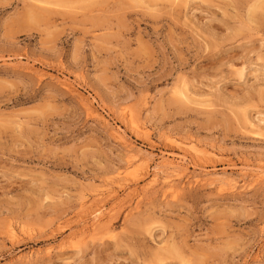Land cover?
I'll return each instance as SVG.
<instances>
[{"label": "rangeland", "instance_id": "1", "mask_svg": "<svg viewBox=\"0 0 264 264\" xmlns=\"http://www.w3.org/2000/svg\"><path fill=\"white\" fill-rule=\"evenodd\" d=\"M263 167L264 0H0V264H264Z\"/></svg>", "mask_w": 264, "mask_h": 264}, {"label": "bare ground", "instance_id": "2", "mask_svg": "<svg viewBox=\"0 0 264 264\" xmlns=\"http://www.w3.org/2000/svg\"><path fill=\"white\" fill-rule=\"evenodd\" d=\"M62 81H63V80H62ZM64 82H65V80H64ZM64 84H65V83H64ZM65 85L67 86L66 88H69V89H71V90L74 91V92H77V91L74 89V86L72 87V85H71L70 83L67 82ZM79 95H81V94H79ZM82 99H84V101L86 102V105H87V108H88L89 113H90L91 115H93V116H95V117H99V118L101 119V118H102V117L100 116L101 114H99V112L97 111L98 109H96V108L93 106L94 104L92 105L91 103H89L88 100H87L85 97L83 98V96H82ZM84 101H83V102H84ZM86 105H85V106H86ZM127 119H128V118H127ZM130 120H131V119H130ZM102 121H103V119H102ZM104 122H105V120H104ZM132 124H134V123H132ZM251 124H253V123H251ZM134 126H135V125H134ZM135 128H136V127H135ZM135 128H134V129H135ZM139 129H140V128H139ZM120 130H121V129H120ZM136 130H137V129H136ZM113 131H114V130H113ZM117 131H118V129H117ZM117 131L115 132V133H116V136H117L116 139H119V140H120L121 142H123V143H124V142H127V141H125V138H124L125 135L123 136V135L121 134V131H118V132H117ZM146 135L149 136L148 133H146ZM116 136H115V137H116ZM126 140H127V139H126ZM120 141H119V142H120ZM168 142H172V141L169 140ZM126 144H127V143H126ZM122 145H123V144H122ZM128 145H130V144H128ZM128 145H127V146H128ZM131 146H132V145H131ZM125 147H126V145H125ZM126 148H127V147H126ZM128 148L130 149L131 147L129 146ZM131 149H132V148H131ZM131 149H130V150H131ZM133 149H134V147H133ZM133 149H132V151H133ZM130 150H129V151H130ZM134 150H137V149H134ZM140 151H142V150H140ZM140 151H137V152H140ZM129 153H131V155L133 154V152H131V151H130ZM134 153H135V152H134ZM200 153H201V155L198 156L199 158H201V156H207L210 152H209V151H201ZM139 154H141V153H139ZM141 155H142V154H141ZM210 155H211V153H210ZM133 156H134V157H133ZM133 156H131V157H133L134 159H137L136 155L133 154ZM143 157H144V156H143ZM143 157H141V158L139 159V161H143V160H144V161H147V160H145L146 157H145L144 159H143ZM208 157H209V156H208ZM205 158H206V157H205ZM134 159L131 158L132 161H135ZM201 159H202V158H201ZM201 159H200V160H201ZM136 161H138V160H136ZM147 162H148V161H147ZM147 162H146V163L144 162V163L147 164ZM149 162H150V161H149ZM149 162H148V163H149ZM173 162H174V161H173ZM144 163L142 162L143 166H144ZM230 163H231V162H230ZM130 165H131V164H130ZM172 165H173V164H172ZM248 165H249V164H248ZM178 166H179V165H178ZM144 167H145V166H144ZM166 167H167V166H166ZM172 167H173V166H172ZM161 168H162V167H161ZM248 168H249V167H248ZM263 168H264V167H263ZM163 169H164V168H163ZM175 169H176V168H175ZM177 169H178V168H177ZM185 169H186V168H185ZM157 170H159V168L156 169V171H157ZM245 170H246V169H245ZM181 171H182V170H181ZM181 171L179 170V172H181ZM185 171H187V169H186ZM185 171H184V172H185ZM247 171H248V170H247ZM159 172H162V173H163V171L160 170V171L157 172V174H154V175L157 176ZM244 172H246V171H244ZM258 172H259V171H258ZM146 173H147V172H146ZM155 173H156V172H155ZM175 173H176V172H175ZM177 173H178V172H177ZM256 173H257V172H255V175H256ZM180 174H182V173H180ZM180 174L178 173L177 175L180 176ZM245 174H246V173H245ZM253 174H254V173H253ZM253 174H252V175H253ZM169 175H170V174H169ZM145 176H146V175H145ZM167 176H168V175H167ZM174 176H176V175H174ZM171 177H172V178H171ZM170 178L173 179V176H170ZM174 178H175V177H174ZM253 178H254V177H253ZM153 179H155L154 181L157 180L156 178H153ZM166 179H167V178H166ZM171 179H170V180H171ZM170 180H167V181H170ZM152 181H153V180H152ZM219 181H220V180H219ZM254 181L256 182V184H258V183H260V182L262 183V182L264 181V170L261 171V169H260V172L255 176V180H254ZM257 182H258V183H257ZM233 183H234V182H233ZM263 183H264V182H263ZM176 184H177V183H176ZM228 184L230 185L231 183H228ZM227 186H228V185H227ZM234 186H235V185H234ZM231 187H232V185H231ZM178 191H179V190H178ZM171 193H172V192H171ZM110 195H111V194H110ZM173 195H174V194H173ZM177 195H178V194H177ZM99 208H100V207H99ZM100 209H101V208H100ZM100 209H98V210H100ZM98 210H97V212L94 213V215H95V216H94V219H93L94 221H95V219H97V220L100 219L101 211H98ZM95 211H96V210H95ZM102 213H103V212H102ZM102 215H103V214H102ZM101 217H102V216H101ZM98 221H99V220H98ZM98 221H96V222H98ZM92 222H93V221H92ZM94 224H95V223H94ZM94 224H91V225H94ZM92 227H94V226H92ZM10 232H11L12 236H15V235H16V234H15V229H14V228L10 229Z\"/></svg>", "mask_w": 264, "mask_h": 264}]
</instances>
